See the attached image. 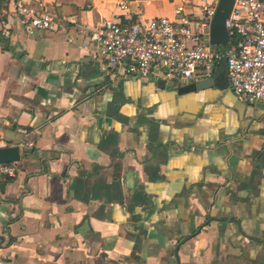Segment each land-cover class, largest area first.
<instances>
[{
    "label": "crops",
    "instance_id": "crops-1",
    "mask_svg": "<svg viewBox=\"0 0 264 264\" xmlns=\"http://www.w3.org/2000/svg\"><path fill=\"white\" fill-rule=\"evenodd\" d=\"M34 1L71 28L28 35L14 18L0 30V146L36 148L0 189V264H264V243L233 224L204 225L239 217L246 234L264 237V102L214 85L178 94L135 76L94 91L99 63L73 25L172 17L177 0ZM196 231L176 257L174 242Z\"/></svg>",
    "mask_w": 264,
    "mask_h": 264
},
{
    "label": "built area",
    "instance_id": "built-area-1",
    "mask_svg": "<svg viewBox=\"0 0 264 264\" xmlns=\"http://www.w3.org/2000/svg\"><path fill=\"white\" fill-rule=\"evenodd\" d=\"M177 0L173 16L148 21L105 19L89 27L73 25L84 39L82 50L119 75L164 79L174 83L209 77L225 60L228 88L247 102H264V0H233L225 19V47L210 42L218 0ZM121 9L126 8L119 1ZM0 30L9 34L18 19L28 35L49 31L68 34L69 18L34 0H0ZM69 37V36H68ZM70 39V37H69ZM15 161L0 164V177H14Z\"/></svg>",
    "mask_w": 264,
    "mask_h": 264
},
{
    "label": "flooded vegetation",
    "instance_id": "flooded-vegetation-1",
    "mask_svg": "<svg viewBox=\"0 0 264 264\" xmlns=\"http://www.w3.org/2000/svg\"><path fill=\"white\" fill-rule=\"evenodd\" d=\"M89 58V57H88ZM90 59V58H89ZM92 61H95V62H98L99 63V67H100V75L103 77L104 79V82L102 85L98 86L94 91L95 93L97 92H100L102 91L103 89L107 88V87H110L111 83L114 82L116 79H122V78H129V77H132L130 75H118L116 73H114L106 64L98 61V60H94V59H90ZM140 79H149L148 77H144V78H141ZM164 80V79H162ZM165 81V84L166 83H169L171 85L172 88H174V90H176L177 92V89L179 87H182V86H185L186 84L190 83V82H193L194 80H187V81H184L182 83H174V82H168L166 80ZM193 91V90H191ZM182 94V93H180ZM127 102V100H125L124 96H123V93L121 92V97H120V102L118 101V103H116V106L115 108H120V105H122L123 102ZM249 103V102H247ZM258 103H262V102H258ZM257 123L259 124L260 126V131L264 134V115L262 117H260L259 119H257ZM35 144L33 142V140H29L27 139V141L25 143H23L21 146H18L21 151H20V158H21V153H22V158L24 155H28V154H33L35 151H36V148L34 147ZM18 161V160H17ZM15 166H16V173H15V176L12 177L11 179L9 178H4V177H0V182L3 181V182H9L11 181L13 178L17 177V175L20 173V167L18 166V162H15ZM45 171L44 172H48V169H44ZM230 180L231 179H225L223 181H217L214 186L211 187V194H210V199L207 201V206H206V211L210 212V210L214 207V202H215V198H216V195L218 193V191L221 189V188H224L228 185H230ZM5 185V184H4ZM112 205H118L120 208L128 211L130 208L129 206L125 203V202H113ZM129 208V209H128ZM216 221V222H219L221 224V226L223 225L225 228L228 227V225L230 224H233L236 226V228L238 229V232H240L241 234L249 237L250 239L254 240V241H257L258 244H263L264 243V237L262 239H258L259 237L255 236L254 234L252 235H248L246 234L242 227H241V219L239 217H226V218H218V217H214V216H208L206 218V220L204 221V225L211 222V221ZM206 222V223H205ZM201 227H199L200 229ZM197 233L194 232L190 235H187L181 239H178L177 241L174 242L175 244V251H174V254L175 256L177 257V253H178V249L179 247L187 240H189L190 238H193L195 236V234ZM264 236V235H263ZM177 259V264L178 263V258Z\"/></svg>",
    "mask_w": 264,
    "mask_h": 264
},
{
    "label": "water",
    "instance_id": "water-1",
    "mask_svg": "<svg viewBox=\"0 0 264 264\" xmlns=\"http://www.w3.org/2000/svg\"><path fill=\"white\" fill-rule=\"evenodd\" d=\"M232 3L233 0H218V4L210 26V42L212 44L221 45L227 43L229 40V36L225 27V19L230 12ZM157 84L159 87L163 88L165 81L159 79ZM212 85L220 87L222 89H226V91L234 95L233 92L228 88V82L225 72L221 74L220 78H216V74L212 73L209 77L196 79L193 82L186 84L185 86L179 87L177 89V93L180 94L195 89H203ZM234 97L236 99H241L236 95H234ZM241 100H243L245 103L247 102L244 99ZM257 103L258 102H249L248 104L253 105ZM20 151L21 149L17 145L0 146V164L19 160Z\"/></svg>",
    "mask_w": 264,
    "mask_h": 264
},
{
    "label": "rangeland",
    "instance_id": "rangeland-1",
    "mask_svg": "<svg viewBox=\"0 0 264 264\" xmlns=\"http://www.w3.org/2000/svg\"><path fill=\"white\" fill-rule=\"evenodd\" d=\"M225 47V45L224 44H221V45H218V48H220V49H222V48H224ZM220 63H221V65H220V67H225V60L224 59H222L221 61H220ZM221 70V69H220ZM113 71V70H112ZM114 72V71H113ZM114 73H116V72H114ZM169 82V81H168Z\"/></svg>",
    "mask_w": 264,
    "mask_h": 264
},
{
    "label": "trees",
    "instance_id": "trees-1",
    "mask_svg": "<svg viewBox=\"0 0 264 264\" xmlns=\"http://www.w3.org/2000/svg\"><path fill=\"white\" fill-rule=\"evenodd\" d=\"M88 3H91V0H89ZM9 179H11V178H9ZM4 184H5V182H3V181L0 182V189H3Z\"/></svg>",
    "mask_w": 264,
    "mask_h": 264
}]
</instances>
